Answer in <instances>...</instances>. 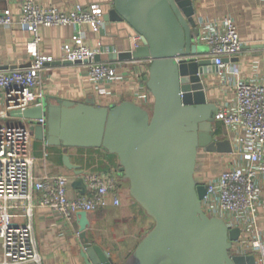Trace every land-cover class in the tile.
Instances as JSON below:
<instances>
[{
    "label": "water",
    "instance_id": "obj_1",
    "mask_svg": "<svg viewBox=\"0 0 264 264\" xmlns=\"http://www.w3.org/2000/svg\"><path fill=\"white\" fill-rule=\"evenodd\" d=\"M106 1L100 6L105 28L124 24L130 36L141 41L136 49L130 43L126 52L118 50L112 59L151 60L147 83L154 99L151 109L131 101L99 107L95 102L58 100L12 112V117L31 122L36 141L63 148V165L77 177L72 188L81 195L87 194L84 171L72 163L70 149H103L119 158L118 174L155 222L124 264H255L254 256L231 257L241 230L205 214L206 187L195 177L200 151L233 153L229 140H216L219 107L209 103L205 84L216 69L198 44L196 0ZM6 5L3 0L0 10ZM40 120L44 123H36ZM78 217L85 263L115 264L89 241L88 214Z\"/></svg>",
    "mask_w": 264,
    "mask_h": 264
},
{
    "label": "built area",
    "instance_id": "obj_2",
    "mask_svg": "<svg viewBox=\"0 0 264 264\" xmlns=\"http://www.w3.org/2000/svg\"><path fill=\"white\" fill-rule=\"evenodd\" d=\"M103 12L99 5H77L67 12L56 7L44 8L33 0H24L18 14L10 9L0 13V28H11L19 23L33 35L30 43L32 65L27 69L4 70L0 60V264H42L34 230V216L38 208H47L64 223H72L81 213H94L110 207H119L118 196L110 199L117 190V178L112 172L85 174L87 194L71 199L68 175L36 178L33 171L35 136L30 130L31 122L12 117L15 111L24 112L43 104L40 91L44 75L50 71L55 60L43 56L39 47L43 27L72 28V43L62 48L63 60L86 70L100 97L115 96L117 85L135 84V103L151 109L152 97L147 88L150 59L115 62L98 61L109 55L104 48L102 30ZM17 18V22L15 21ZM202 42L209 48L207 58L213 60L215 74L226 81L232 73L230 60L242 52L243 43L238 27L231 17L220 22L202 24ZM89 28L99 36L95 47L87 43ZM134 48L141 46L140 37H134ZM118 54V51H114ZM229 61V62H226ZM236 101L230 109H219L216 122L238 134L233 155V166L221 172L205 185L206 195L202 201L205 214L210 218L224 220L231 229H240L241 236L233 244L231 257L254 256L255 264H264L263 234L257 231V208L263 204L261 184L264 181V85L256 82H239L235 86ZM10 121V123H5ZM36 123L43 124L44 120ZM39 195L36 200L35 196ZM52 225L51 227H55ZM255 235L251 241L245 233ZM244 230V233H243Z\"/></svg>",
    "mask_w": 264,
    "mask_h": 264
},
{
    "label": "crops",
    "instance_id": "obj_3",
    "mask_svg": "<svg viewBox=\"0 0 264 264\" xmlns=\"http://www.w3.org/2000/svg\"><path fill=\"white\" fill-rule=\"evenodd\" d=\"M6 1V10L10 9L17 15L24 0ZM33 1L44 8L56 7L67 12L75 9L77 5L89 7L107 4L106 0ZM2 4L3 0H0V6ZM194 7L195 21L201 28V36L204 31L202 26L204 22H220L225 17H231L238 27L243 47L242 52L230 60L229 67L232 73L226 81L218 78L216 74L210 75L205 80L209 90V103L216 104L219 109H230L236 101L235 86L237 83L256 82L264 85V0H196ZM2 12L4 11L0 10V13ZM17 18L15 17L16 22ZM84 30L87 32V43L94 48L99 36L92 34L89 28ZM73 31L72 28L67 27H43L40 30L42 42L39 51L43 56L55 60L50 66V71L44 75L40 87L43 100L49 103H55L58 100L75 103L89 101L95 102L99 107H113L125 101L135 103L133 96L137 89L135 84L117 85L114 88L115 96L102 98L95 85L87 77L83 67L62 61V48L65 44L72 43ZM101 37L104 48H109L111 53L98 57L99 61L115 62L116 60L112 59L115 50L126 52L130 43L134 44V37L130 36V31L124 24H117L109 30L104 26ZM32 40L33 35L19 23L11 28H0V60L4 70L27 69L32 65L31 47L29 46ZM198 44L203 48L205 57H207L209 48L202 42V38L199 39ZM0 122L3 121L0 119ZM214 130L216 140H229L234 152L237 136L243 133L237 132L234 128L228 130L218 122L214 124ZM33 155L36 159L33 171L36 178L68 175L71 178L69 197L74 199L81 195L79 191L72 188V183L77 177L63 165V148L50 147L46 142L35 140ZM68 155L72 163L84 171V175L108 172L116 175L117 190L110 196V199L118 196L121 204L119 207L112 206L89 213L87 237L93 245L106 251L115 264H124L134 254L144 237L154 228V220L131 197L129 182L118 174L120 164L116 155L109 154L103 149H70ZM235 161L236 157L233 153L208 154L200 151L195 174L197 182L206 184L216 179L222 171L233 166ZM261 189L263 204L257 208L256 224L257 231L263 234L262 240L264 241V181ZM35 199L38 200L39 195H36ZM78 215L72 223H64L55 218L49 209L38 208L34 216V230L42 264H86L81 255L82 242L79 238ZM52 225L56 226L51 227ZM244 230V238L250 241L256 238L253 234L248 235L246 228Z\"/></svg>",
    "mask_w": 264,
    "mask_h": 264
},
{
    "label": "rangeland",
    "instance_id": "obj_4",
    "mask_svg": "<svg viewBox=\"0 0 264 264\" xmlns=\"http://www.w3.org/2000/svg\"><path fill=\"white\" fill-rule=\"evenodd\" d=\"M5 123H10V121H5ZM214 167H216V165H214Z\"/></svg>",
    "mask_w": 264,
    "mask_h": 264
}]
</instances>
